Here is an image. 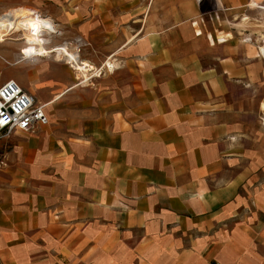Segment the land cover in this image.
I'll use <instances>...</instances> for the list:
<instances>
[{
    "label": "crops",
    "instance_id": "0c3cea01",
    "mask_svg": "<svg viewBox=\"0 0 264 264\" xmlns=\"http://www.w3.org/2000/svg\"><path fill=\"white\" fill-rule=\"evenodd\" d=\"M173 2L2 4L80 37L101 74L12 62L48 122L0 137V264H264V146L242 95L258 62Z\"/></svg>",
    "mask_w": 264,
    "mask_h": 264
},
{
    "label": "rangeland",
    "instance_id": "374dc122",
    "mask_svg": "<svg viewBox=\"0 0 264 264\" xmlns=\"http://www.w3.org/2000/svg\"><path fill=\"white\" fill-rule=\"evenodd\" d=\"M9 1L17 0H0L1 31L4 29L2 23L6 20L5 13L13 12V9L17 8L14 5H19L16 3L9 4L5 7L2 5ZM172 1H174L172 5L178 7L179 14L182 17L181 11H185V6L181 2H184L185 4L192 0H164V2L169 4V6L165 7L166 11L170 10ZM193 1L196 4L197 9V16L194 19L198 21L199 24L196 25L195 29H199L200 31L202 29V31L207 34L212 32V34H215L216 38L219 39L225 37L238 38L248 49V52L253 59L258 62V70L253 79H249V85L243 89L242 95L244 107L249 110L247 111L248 126L255 130V133H257V137L260 140V144L264 146V50L262 49V47H264V0H254L257 3L254 7L249 5L251 0ZM22 7L27 9H25V11H28V9L31 8L24 5H21L18 8ZM3 10L6 12L3 13ZM16 10L19 11L18 9ZM18 13L24 15L21 11ZM39 17H43V15ZM46 18H50L53 21L48 15ZM23 37L24 35L21 32H10L6 36H3V40H0V82L13 76L12 71H14L15 67L18 65L13 64L12 62L19 57V47L22 46V43L23 46H27L26 40ZM64 39L73 38H62L57 36L54 43H58ZM82 61L84 63L86 62L85 66L88 65V67H90V64L87 61ZM74 74L76 76L77 73L74 71ZM2 163H4L3 160H0V164Z\"/></svg>",
    "mask_w": 264,
    "mask_h": 264
},
{
    "label": "built area",
    "instance_id": "2783aa9c",
    "mask_svg": "<svg viewBox=\"0 0 264 264\" xmlns=\"http://www.w3.org/2000/svg\"><path fill=\"white\" fill-rule=\"evenodd\" d=\"M2 12L6 11L3 10ZM42 15L44 18L47 16V14H42L38 10L30 8L27 14L23 16L24 18H22L21 23L24 25L26 19L30 16L39 17ZM24 29L32 35H40L43 38V48L41 50L30 49L27 51L22 43V46L19 47V59H34L46 56L63 60L77 73L76 78L78 82H88L92 76L101 74V68L93 67L91 64L89 65L90 67L81 71L75 67V60L67 50L69 47H74L76 58L82 62L79 55L82 42L80 37L64 39L58 43H54L55 37L60 32L57 26H55V29L42 27H24ZM22 31L23 28H20L19 30L11 31V33H20ZM106 65L109 67L107 63ZM46 122H48V115L45 112L44 104L38 102L33 93L24 89L13 77H8L0 82V137L16 131H33L37 124H44Z\"/></svg>",
    "mask_w": 264,
    "mask_h": 264
},
{
    "label": "bare ground",
    "instance_id": "6f19581e",
    "mask_svg": "<svg viewBox=\"0 0 264 264\" xmlns=\"http://www.w3.org/2000/svg\"><path fill=\"white\" fill-rule=\"evenodd\" d=\"M250 6H255L257 3L254 0H251L249 3ZM16 12H7L5 13L6 20L3 21L2 26L4 29L2 31L0 30V40H3V36H6L11 31L19 30L20 28H23V31L21 32L24 35V39L27 41V46L25 47V50L29 51L30 49L33 50H41L43 48V38L40 35H32L30 34L25 28L29 27H35V28H53L55 29V24L50 18H44V17H34L30 16L26 19V22L24 25L21 23L22 18H24V15L19 14L16 10V8L13 9ZM29 10V9H28ZM28 12V11H27ZM27 14V13H26ZM57 26V25H56ZM60 33V32H59ZM264 50V47H262ZM64 52V50H63ZM67 52L71 55V57L75 60V67L78 70L86 69L88 65L85 66V63L82 61L80 62L74 52V47H69ZM65 53V52H64Z\"/></svg>",
    "mask_w": 264,
    "mask_h": 264
}]
</instances>
